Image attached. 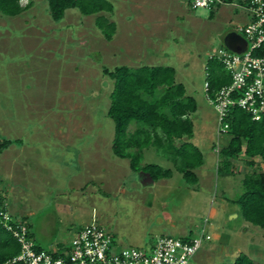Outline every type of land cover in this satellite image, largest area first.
I'll use <instances>...</instances> for the list:
<instances>
[{"label":"rangeland","instance_id":"374dc122","mask_svg":"<svg viewBox=\"0 0 264 264\" xmlns=\"http://www.w3.org/2000/svg\"><path fill=\"white\" fill-rule=\"evenodd\" d=\"M28 1L30 5L15 15L0 12V138L12 139L0 149V193L11 215L29 222L35 244L43 249L68 244L77 227L92 219L91 210L113 231L119 245L141 247L159 234L157 229L175 236L196 235L207 217L210 238L202 241L188 264L231 261L239 252L264 263V228L244 219L239 204L229 200L243 190L241 178L251 166L239 154L233 161L235 174L216 172L218 150L230 134L218 131L216 110L204 90L208 54L226 47L224 36L242 23L246 11L241 5L246 1L234 0L237 6L219 4L217 10L204 6L187 10L180 0H147L143 3L150 8L142 9V14L151 22L144 23L136 21L139 14L137 8L128 7L129 0H110L111 13L84 14L69 7L59 19L50 15L47 0H20ZM164 5L169 24L160 40L167 42L168 55L162 59L157 51L162 49L160 40L158 47L155 44L157 31L145 36L142 29L156 27L154 13ZM98 13L118 22L110 40L94 23ZM238 33L244 36L243 31ZM151 62L172 64L175 78L195 98L191 140L200 146L204 163L196 168L197 182L179 184L181 176L175 172L166 180L173 181L171 186L147 182L141 170L129 169L126 176L123 170L117 180L125 182L126 191L114 193L100 185V174L111 173L104 149L109 150L113 134V121L106 114L111 77L103 67ZM136 123L131 121L127 131ZM96 141L103 159L100 165L74 158L73 146L85 147L81 153L90 155ZM142 161L172 166L151 147L144 150ZM255 161L252 167L264 171V161L260 157ZM86 176L94 182L81 190L77 183ZM148 201L149 208L144 205ZM211 207L214 215L209 214ZM172 225H176L173 231Z\"/></svg>","mask_w":264,"mask_h":264},{"label":"trees","instance_id":"16d2710c","mask_svg":"<svg viewBox=\"0 0 264 264\" xmlns=\"http://www.w3.org/2000/svg\"><path fill=\"white\" fill-rule=\"evenodd\" d=\"M49 13L53 19L63 16L65 9L77 7L80 12L96 13L113 9L110 0H47ZM30 2L22 4L20 0H0V12L15 15L27 8ZM95 24L105 38H111L115 23L105 14L95 16ZM264 54V50H258ZM206 79L209 91L230 81L229 73L216 61L208 58ZM113 80L108 94L109 105L106 114L113 121L112 150L119 157L129 160L133 171L141 170L151 180L167 177L172 168L156 162H143L145 148L153 147L158 154L170 159L186 182L198 180L196 168L203 163L200 148L189 139L193 136V121L190 113L197 109L195 98L186 94L182 82L176 81L174 68L170 65L141 64L139 66L116 65L103 67ZM137 123L131 131L128 124ZM227 133L230 137L218 150L216 172L218 174H235L233 161L243 154L251 170L241 178L243 190L229 200L239 204L242 216L249 222L264 228V171L252 167L255 157L264 161V114L253 119L251 113L241 107L230 108ZM188 139L185 140L184 137ZM12 139L0 138V149L10 144ZM177 141H179L177 143ZM5 195L0 193V210H7ZM28 227L27 235L31 237L30 224L25 218L17 220L12 215L8 228L0 216V264H22L13 258L20 252L21 244L13 232L17 224ZM191 235V234H190ZM186 236V235H185ZM32 238V237H31ZM36 249L40 247L34 244ZM47 248L46 250H48ZM215 264H264L255 262L249 255L239 252L231 261Z\"/></svg>","mask_w":264,"mask_h":264},{"label":"built area","instance_id":"2783aa9c","mask_svg":"<svg viewBox=\"0 0 264 264\" xmlns=\"http://www.w3.org/2000/svg\"><path fill=\"white\" fill-rule=\"evenodd\" d=\"M219 0H190L192 7H211ZM245 6L250 20L235 30L243 31L245 47L240 52L228 47H219L208 58H215L229 73L230 81L220 85L213 94L209 81L205 79L207 99L214 106L218 118V131L228 129L226 120L230 108L237 106L251 113L253 119L264 114V0H246ZM206 75L208 74L205 65ZM217 151V146L215 147ZM4 224L11 228L8 210H0ZM196 235H157L147 247L132 244L119 245L112 232L96 217L80 225L72 240L48 250L34 247L33 238L27 235L28 227L23 223L13 228L20 244V252L13 258L22 264H188L205 239L210 238L206 230L208 218L203 220Z\"/></svg>","mask_w":264,"mask_h":264},{"label":"crops","instance_id":"0c3cea01","mask_svg":"<svg viewBox=\"0 0 264 264\" xmlns=\"http://www.w3.org/2000/svg\"><path fill=\"white\" fill-rule=\"evenodd\" d=\"M143 1H147V0H129V2H130V5H128V7H132V8H137V11H138V14H139V18H137V22H140V23H144V22H146V21H148V22H151L148 18H146V17H143V11H142V9H144V10H147V9H149L150 7L149 6H145V3H143ZM156 0H154L153 2H155ZM168 2V0H165V2ZM246 1V0H245ZM112 2V1H111ZM180 5L182 4V3H184L187 7H185V8H187V10L190 8H192L191 7V3H190V0H180ZM217 3H218V5H217ZM225 4V3H233L235 6H237L236 4H238V2L237 3H235V1L234 0H219V1H217V2H215L211 7H213V9H219L220 8V5L219 4ZM112 5H113V3H112ZM154 5H157L156 3H154ZM165 5H166V3H165ZM165 5L164 6H161L162 8L159 10V9H157V11L154 13V15H155V19H154V25L156 26L155 28H152V29H150L151 27H149L148 29H146V28H143L142 30H143V32H144V35L145 36H147L148 35V33L150 32L151 33V30L152 31H157V32H155L156 33V35H157V39L155 40V44L157 45V42H159V40L161 39V37L162 36H164L163 35V33L165 32V31H167L168 29H167V27H168V24H169V20H167L166 19V16L167 15H165L164 14V12H163V10L162 9H164V7H165ZM238 5H240V4H238ZM151 7L153 6V4L152 5H150ZM243 8H244V10L246 11L245 12V14L244 15H242V18H243V20H242V23L241 24H237L236 25V27H238L239 25H242V24H244V23H246V22H248L249 20H250V15H249V12H248V10H247V8H246V6L245 5H241ZM113 10V9H112ZM112 10H110V11H107V12H109V13H111L112 12ZM221 10H223V11H225V10H227L226 9V7H224V8H222ZM235 12H236V9L234 10ZM212 8H211V14H212ZM225 13H226V11H225ZM186 14L187 15H189L190 13L188 12V11H186ZM109 19H110V17L108 16V15H106ZM141 16V17H140ZM138 17V16H137ZM110 20H112V21H114L113 19H110ZM235 22V19H233V20H230V23H234ZM94 23H95V19H94ZM114 23H115V30H114V32H113V34H112V36H111V38L113 37V35L114 34H116V31H117V29H118V22H116V21H114ZM98 27V26H97ZM100 29V28H99ZM236 29V28H235ZM234 28H231L228 32H230V31H234V32H236L238 35H240V36H242L243 38H244V36L243 35H241V34H239L236 30H235ZM119 30H120V27H119ZM101 31V30H100ZM159 31V32H158ZM162 31H164V32H162ZM122 32V31H121ZM227 32V33H228ZM102 33V32H101ZM117 34H118V32H117ZM159 34V35H158ZM103 35V34H102ZM104 36V35H103ZM105 38V37H104ZM111 38H109V39H107V38H105L106 40H110ZM145 38H147V39H149V37H145ZM139 40H140V43H141V37L139 38ZM160 42H161V47H162V49H158L157 51L159 52L160 51V53H159V56L163 59V57L164 56H166V55H168V53H167V51H166V49H165V47L167 46V42L166 41H161L160 40ZM118 43H116V45H117ZM120 45H121V43H119ZM157 47H158V45H157ZM227 47V46H226ZM115 49H116V47H115ZM116 51H119V50H117L116 49ZM119 54H121V53H119ZM143 54L144 55H147L148 54V52L145 50V49H143ZM210 54V53H209ZM208 54V55H209ZM114 55H116V54H114ZM146 57V56H145ZM209 60V59H208ZM208 60H206V63H205V65L208 63ZM143 64H150V65H154L155 63H143ZM117 65H127V64H124V63H121V64H117ZM139 65H141V64H136V65H128V66H132V67H134V66H139ZM158 65H170V66H172L173 68H174V66L172 65V64H158ZM114 66H116V65H114ZM113 66V67H114ZM113 67H109V68H113ZM174 76H175V68H174ZM175 80L176 81H178L176 78H175ZM112 79H111V88H112V85H113V83H112ZM181 82V81H180ZM183 83V82H182ZM185 86V85H184ZM110 88V89H111ZM185 91H186V87H185ZM109 92H110V90H109ZM109 94V93H108ZM186 94H189V93H187V91H186ZM191 95V94H190ZM109 97V96H108ZM109 99V98H108ZM108 105H109V101H108ZM108 107V106H107ZM194 112V111H193ZM193 112H191L190 113V117H191V114L193 113ZM191 119H192V117H191ZM192 121H193V119H192ZM97 131V130H96ZM96 133V132H95ZM193 134H194V122H193ZM96 135H97V133H96ZM193 137V136H192ZM192 137H190L189 139H191ZM112 138H113V134H112V137H111V139H110V144H109V150H108V148H105L104 150H105V154H106V158L107 159H111L110 161V163L108 164V165H105L106 166V169L107 168H110L111 170V173L110 174H106V173H101L100 174V176H101V180H100V185H102V186H105L108 190H111V191H113L114 193H122V192H125L126 191V187H125V182L123 181V180H120V182L117 180V176H121V175H123L122 174V172H123V170L125 171V176L127 175V173L129 174L130 173V171L131 170H129V169H131L130 168V165H129V160H128V158H126V157H119V156H117V155H115L114 153H113V150H112V145H111V143H112ZM184 139L185 140H187L188 139V137L187 136H185L184 137ZM192 141V140H191ZM193 143H195L199 148H200V146L196 143V142H194V141H192ZM97 143H98V141H96V145H92V148H91V146H90V148H89V150H90V155H87V154H82L81 152H85V147H80L79 145L78 146H73L72 148H74V149H76V151L74 152V158H76L78 161L80 160V159H82L83 160V158H86V160H89L90 161V164H98L99 163V165H100V162L103 160H100L102 157L100 156V158H99V155L97 154V150H98V146H97ZM212 145V144H211ZM59 146H62V148H65V147H70V145H62V144H60ZM148 148H150V147H148ZM148 148H145V149H148ZM151 148H153V147H151ZM4 149V148H3ZM144 149V150H145ZM154 149V148H153ZM2 150V149H1ZM65 150H66V148H65ZM155 150V149H154ZM200 150H201V148H200ZM212 150V149H211ZM19 151H20V149L18 150V149H16V152H18L19 153ZM68 151L70 152V153H72L74 150H72L71 149V147L68 149ZM111 152L109 155H108V152ZM213 151V150H212ZM155 152H156V150H155ZM201 152H202V150H201ZM214 152V151H213ZM157 153V152H156ZM203 154V153H202ZM143 155H144V151H143ZM159 155H161V154H159ZM83 156V157H82ZM161 156H163V155H161ZM69 158H72L71 157V155L69 154V156H68ZM163 157H165V156H163ZM166 158V157H165ZM168 161H170L171 163H172V161L170 160V159H168V158H166ZM99 160V161H98ZM203 160H204V157H203ZM96 161V162H95ZM147 162H149V161H147ZM151 162H153V161H151ZM156 163H158V162H156ZM203 163H204V161H203ZM202 163V164H203ZM160 164V163H159ZM201 164V165H202ZM79 165H80V162H79ZM162 165V164H161ZM234 165V164H233ZM164 166V165H163ZM89 167H91V166H89ZM165 167H170V168H172V172H171V174L169 175V176H167V177H161V178H158V179H156L158 182H159V184H167L168 182H169V186H171L172 185V183H173V181H166L167 180V178H170V177H172L173 175H174V173L175 172H178L180 175L179 176H181V177H177V179H179V184L180 183H182V184H185L186 183V181L183 179V177H182V175H181V173L178 171V170H176L174 167H173V163H172V166H165ZM199 167V166H198ZM196 170V169H195ZM105 172H106V170H105ZM91 175V174H90ZM96 175V174H95ZM115 175H116V177H115ZM145 176V174L143 173V172H141L140 171V176ZM87 177H89V176H86L85 178H82V180H79L78 181V183H77V187H79V189H81V190H83L86 186H87V184L89 183V182H91V184H90V187L89 188H91L92 187V183L94 182L93 180H91V179H89V178H91V176L89 177V178H87ZM147 177V176H146ZM147 182H149V183H153V182H157L156 180H151V179H149L148 177H147ZM123 181V182H122ZM178 184V185H179ZM146 203H148V204H146ZM146 203H144V205L146 206V207H150V202L148 201V202H146ZM8 208V207H7ZM86 209H87V207H86ZM86 209H85V211H86ZM84 211V212H85ZM88 211V210H87ZM96 212H95V210H91V213L89 212V216H90V218H91V216L93 215V214H95ZM214 213H215V209L213 208V207H211L210 208V211H209V214L210 215H214ZM97 218H98V220H99V222H101L102 223V221H100V219H99V216H97ZM205 218H207V217H205ZM204 218V219H205ZM103 224V223H102ZM103 226H104V224H103ZM106 226V225H105ZM202 226V225H201ZM175 227H176V225H172V226H170V229H171V231H173V230H175ZM107 228V227H106ZM108 229V228H107ZM111 231V230H110ZM157 232H155V233H159V234H163V232H161L160 231V229H157L156 230ZM113 232V231H112ZM181 232H183V233H185L186 231H185V229H181ZM192 233V232H191ZM158 234V235H159ZM184 235V234H183Z\"/></svg>","mask_w":264,"mask_h":264},{"label":"water","instance_id":"95a60500","mask_svg":"<svg viewBox=\"0 0 264 264\" xmlns=\"http://www.w3.org/2000/svg\"><path fill=\"white\" fill-rule=\"evenodd\" d=\"M224 43L232 50L240 52L244 49L246 40L234 31H230L224 36Z\"/></svg>","mask_w":264,"mask_h":264}]
</instances>
